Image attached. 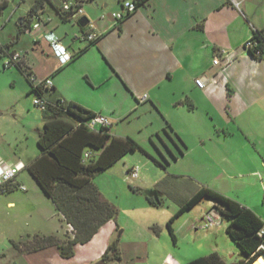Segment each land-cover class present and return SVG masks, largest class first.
Masks as SVG:
<instances>
[{"label":"crops","instance_id":"crops-1","mask_svg":"<svg viewBox=\"0 0 264 264\" xmlns=\"http://www.w3.org/2000/svg\"><path fill=\"white\" fill-rule=\"evenodd\" d=\"M37 1H31L21 22L29 19L30 29L12 41L31 35L39 59L29 67L39 79L54 82V91L47 92V98L63 97L112 118V136L131 138L150 155L144 166L159 173L150 180L139 177L141 181L132 184L136 192L151 191L153 203L162 196L170 197L179 211L200 188L209 187L257 213L264 205V59L252 57L244 43L256 30L264 31V0H148L120 25L113 14L123 10L125 1L134 0H48L37 11L38 17H30ZM77 1L82 14L75 13L64 22L57 9ZM83 17L100 34L93 45L75 39L82 32L79 21ZM38 20L41 25L34 29ZM85 31H89L88 25ZM50 33L72 55L69 63L62 64L54 54L44 38ZM217 56L221 60L215 65ZM201 77L207 79L205 89L196 85ZM45 122L44 118L38 129L37 146ZM129 155L104 173H112L122 162L127 173L135 167L128 164ZM40 156L38 146V153L26 165ZM0 161L23 162L15 152L3 149ZM17 180L20 183L19 177ZM94 183L103 195V188ZM214 207L201 218L202 223H192L191 228L215 234L224 227L227 233L229 223L205 226L207 214L223 216ZM177 224L173 225L175 235ZM69 226H62L54 235L63 239L69 232L73 237ZM119 228L115 221L108 222L89 243L76 247L74 258L64 260L97 264L115 240L118 257L116 252L110 253L106 264L122 263L128 255L149 258L153 254L147 237H155L152 229L159 235V227L138 223L137 234L129 239L126 230L122 236ZM128 242L130 246L125 244ZM221 258L227 264L239 262ZM172 260L166 258L167 264Z\"/></svg>","mask_w":264,"mask_h":264},{"label":"rangeland","instance_id":"rangeland-1","mask_svg":"<svg viewBox=\"0 0 264 264\" xmlns=\"http://www.w3.org/2000/svg\"><path fill=\"white\" fill-rule=\"evenodd\" d=\"M4 1L0 0V3L3 4ZM6 1L0 18V48L13 42V38L17 37L19 23L28 14L32 0ZM51 11L55 13L53 8ZM61 25L71 27V24ZM2 43L4 45H1ZM10 49L19 53L28 67L33 60L38 62L39 54L34 52L36 47L30 34H24L21 41H14ZM8 59L7 54L1 53L0 149L15 152L18 158L27 164L38 153L36 140L38 129L43 126L44 111L35 106L37 97L31 92L25 75L15 66L4 67ZM144 133L145 131L137 133V136L141 137ZM145 162L147 163V156L142 152L129 155L128 164L140 166V179L143 176L149 180L157 177L159 171L144 166ZM140 179L134 181L130 179L124 172L123 162L118 164L112 173H104L94 179L103 188L104 198L118 210L115 222L120 226L122 236L125 230L126 238L137 234L138 223H142L143 226L147 224L149 227H159V235L152 229L151 235L155 237L153 239L147 237V247L154 251L149 258L146 255L140 257L128 255L124 262L112 264H167L166 258L169 256L173 259L170 264H187L212 253H218L228 262L243 259L240 248L228 236L224 227L217 229L215 234L191 228L192 223H202L201 218L215 206L207 199L175 220L174 224L178 223L175 244L166 225L176 215L178 208L170 197L162 196L161 200L151 203L149 201L152 198L151 191L136 192L132 184L139 183ZM175 179L177 178L171 180L179 181ZM19 181L27 188L26 192L14 189L9 194L0 193V264H76L73 260H64L57 248L29 254L14 247V242L23 245L31 242L35 235H54L62 226H66V223L61 222V216L58 215L52 201L41 189L36 188V182L28 170L19 175ZM181 181L183 183V180ZM10 202H14L15 205H8ZM257 213L262 214L264 218L263 204L257 209ZM213 216L217 217V214ZM223 223L226 225L229 222L224 220ZM125 244L130 246L129 242Z\"/></svg>","mask_w":264,"mask_h":264},{"label":"trees","instance_id":"trees-1","mask_svg":"<svg viewBox=\"0 0 264 264\" xmlns=\"http://www.w3.org/2000/svg\"><path fill=\"white\" fill-rule=\"evenodd\" d=\"M147 1L134 0L138 8ZM46 2L48 0L37 1L29 16L38 17L37 11ZM6 4V0L3 4L0 3V18ZM57 11L64 22H67L75 14L74 11L64 12L62 8ZM29 22L28 19L25 23H21L22 27H19L17 39L30 29ZM83 30L85 28H82ZM253 37L258 42V47L250 51L249 54L256 59H263L264 31L256 30ZM96 42H92L90 45ZM13 43L10 42L1 47L0 56L2 53L7 54L10 58L16 52L10 49ZM257 51H261L259 56ZM14 66L25 75L31 86V92L47 104L43 110L46 122L38 141L41 156L28 164L26 170L51 199L56 210L64 217V222L73 227V237L68 234L63 239L56 235H35L31 242L23 243V245L14 242L13 245L17 250L29 254L56 247L63 259H72L76 255L78 245L89 243L104 225L115 221L118 216V210L103 197L95 185L94 179L129 153L142 152L148 157L150 155L135 140L112 136L109 133L111 128L91 130L88 127V122L95 116L94 113L66 101L63 97H55L54 100H50L45 94L51 90L54 91V87L44 89L43 86L37 85L32 80V76L35 74L23 60ZM4 67L10 68L5 64ZM86 153H89V157H86ZM13 191L12 188L2 189L0 193L9 194ZM204 199L214 202V208L220 209L221 214L229 222L227 234L240 248L243 256L241 261L232 264H253L257 261L263 254V252H258L264 243V240L258 236V232L264 226L262 217L238 201L209 187L200 188L198 193L184 204L168 222L167 227L173 242L177 243L173 229L175 220ZM149 201L153 203L151 199ZM119 230L121 229L119 228ZM112 252H116V257H118L117 240L110 244L103 260L108 261ZM187 264L227 263L218 253H212Z\"/></svg>","mask_w":264,"mask_h":264},{"label":"built area","instance_id":"built-area-1","mask_svg":"<svg viewBox=\"0 0 264 264\" xmlns=\"http://www.w3.org/2000/svg\"><path fill=\"white\" fill-rule=\"evenodd\" d=\"M236 2V0H234ZM237 3V2H236ZM80 2L75 3H66L62 7L64 12L74 11L76 14H82V8L80 6ZM138 6L134 1H125L123 3V10L116 12L113 14V19L117 25H120L124 22L130 15L134 14L138 10ZM41 25L40 20L33 26L34 29H38ZM89 31L83 30L79 35L75 36V39L82 42H96L98 41L100 34L97 32L96 26L94 23L88 24ZM44 38L50 43V46L53 49L54 54L59 58L62 64L69 63L73 58L72 55L68 52L67 48L63 46L61 39L54 33H50ZM258 47V42L252 37L248 41L244 43V50L246 52H250L255 50ZM261 51H257V55L259 56ZM222 55H229L227 51H222ZM264 59V58H263ZM21 56L19 53L15 52L9 59L6 61V67H13L15 64L21 62ZM220 57H216L214 64L218 65L220 62ZM32 80L37 84L44 87V89H52L54 87L53 79L47 78L44 80L39 79L36 75L32 76ZM196 85L200 89H205L207 85V79L201 77L196 80ZM35 106L44 110L46 108V102L43 99L36 98L35 99ZM114 122L113 119L103 115V114H95L93 118L88 122V127L93 130L97 131L99 128H111L113 127ZM86 157H89V153H86ZM27 169V165L23 162H19L16 164L11 163H2L0 161V190H6L9 188L12 189H20L24 192L27 191V188L18 182L19 175ZM127 175L130 179H138L140 177V167H133L127 171ZM223 216L214 217L212 213H209L204 218V224L207 228L212 226H217L223 223ZM71 231H73V227L69 226ZM258 236L264 240V226L258 232ZM258 252H263L261 256H264V243H262L261 247L259 248Z\"/></svg>","mask_w":264,"mask_h":264},{"label":"water","instance_id":"water-1","mask_svg":"<svg viewBox=\"0 0 264 264\" xmlns=\"http://www.w3.org/2000/svg\"><path fill=\"white\" fill-rule=\"evenodd\" d=\"M23 20H24V19H22V20L20 21V23H21ZM79 24H80V26H81L82 28H85V27L89 24V21H88L87 17H83L82 19H80ZM255 262H256V261H255ZM97 264H106V261H105V260H101V261H99Z\"/></svg>","mask_w":264,"mask_h":264},{"label":"bare ground","instance_id":"bare-ground-1","mask_svg":"<svg viewBox=\"0 0 264 264\" xmlns=\"http://www.w3.org/2000/svg\"><path fill=\"white\" fill-rule=\"evenodd\" d=\"M253 264H264V256H260Z\"/></svg>","mask_w":264,"mask_h":264}]
</instances>
